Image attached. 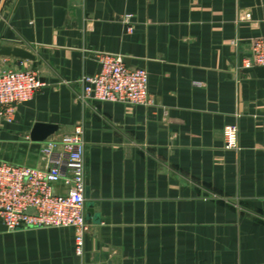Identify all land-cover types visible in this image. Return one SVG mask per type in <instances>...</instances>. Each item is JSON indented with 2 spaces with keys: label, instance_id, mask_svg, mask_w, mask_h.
<instances>
[{
  "label": "crops",
  "instance_id": "1",
  "mask_svg": "<svg viewBox=\"0 0 264 264\" xmlns=\"http://www.w3.org/2000/svg\"><path fill=\"white\" fill-rule=\"evenodd\" d=\"M72 1L81 26L55 27ZM260 37L264 0H0V46L31 52L45 84L0 121V162L42 169L34 124L81 125L89 225L78 255L72 229L0 221V264H264V67L241 69ZM99 54L146 70L152 104L82 102Z\"/></svg>",
  "mask_w": 264,
  "mask_h": 264
},
{
  "label": "built area",
  "instance_id": "2",
  "mask_svg": "<svg viewBox=\"0 0 264 264\" xmlns=\"http://www.w3.org/2000/svg\"><path fill=\"white\" fill-rule=\"evenodd\" d=\"M131 31V17L124 18ZM100 71L82 79V102L121 103L148 107L149 76L146 70L125 65L116 55L99 54ZM18 60L16 68L0 69V121L11 123L16 108L34 99L45 86L38 74ZM264 67V37L250 43L241 69ZM224 149L239 150L237 126H226ZM42 169L0 162V221L7 231L24 228H69L75 251L83 253L86 221L85 141L78 125L72 134L54 135L44 142Z\"/></svg>",
  "mask_w": 264,
  "mask_h": 264
},
{
  "label": "water",
  "instance_id": "3",
  "mask_svg": "<svg viewBox=\"0 0 264 264\" xmlns=\"http://www.w3.org/2000/svg\"><path fill=\"white\" fill-rule=\"evenodd\" d=\"M74 11L75 19L79 26L82 24L83 13L78 2H70V6L67 9L56 8L54 10V26L61 27L69 12ZM1 58H13L23 61H34V56L31 52L19 48L10 46H0V59ZM59 131L58 126L51 124H34L30 132V141L33 143H43L49 138L53 137Z\"/></svg>",
  "mask_w": 264,
  "mask_h": 264
}]
</instances>
